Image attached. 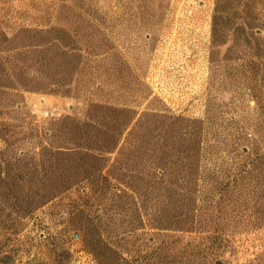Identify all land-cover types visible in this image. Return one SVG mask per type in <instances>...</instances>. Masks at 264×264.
Masks as SVG:
<instances>
[{
  "label": "rangeland",
  "instance_id": "374dc122",
  "mask_svg": "<svg viewBox=\"0 0 264 264\" xmlns=\"http://www.w3.org/2000/svg\"><path fill=\"white\" fill-rule=\"evenodd\" d=\"M94 119L117 148L92 139L88 160L121 189L100 194L82 174L25 217L22 151ZM191 136L204 146L193 165L213 187L261 171L250 191L216 190L210 206L201 180L185 230L152 225L167 198H135L133 184L186 166ZM0 163V264H101L85 243L86 213L111 225L120 264H183L180 245L198 240L223 264H264V0H0ZM173 238L175 249L161 248Z\"/></svg>",
  "mask_w": 264,
  "mask_h": 264
},
{
  "label": "trees",
  "instance_id": "16d2710c",
  "mask_svg": "<svg viewBox=\"0 0 264 264\" xmlns=\"http://www.w3.org/2000/svg\"><path fill=\"white\" fill-rule=\"evenodd\" d=\"M104 126L105 123L101 119H94L93 123L78 122L75 126L64 123L60 128L56 127L50 131V134L47 135L48 144L42 145L40 151H32L31 154L28 150L22 151L20 161L23 164L19 170V177L23 181V190H25L22 194L24 200L22 211L25 217L52 199L57 192L71 188V185H62V182L63 184L70 182L71 179L82 174L84 175L83 178L93 177L94 185H96L95 191L100 194H106L109 189H121L120 181L118 183L110 182L109 174H103L104 167L95 165V163L88 160L89 151L95 149L90 142L92 139L96 140L98 148H104L105 151L114 152L117 148L116 144L114 145L116 137L111 132L112 128L109 126L104 128ZM138 127L140 129L144 128L142 125ZM195 128L198 129L197 132L201 133L203 126L201 124ZM60 138L67 140L74 138L77 140V146L57 147L54 144ZM83 138L86 141L82 142ZM202 144V141L195 140L193 136L185 138L184 145L187 152L186 160H184L187 163L186 166L177 169H171V167H168V169L161 168L155 172L158 177L151 174L152 176H149L150 181H146L141 177L140 180L143 181L133 184V196L135 198L142 197L143 200H149L157 195H165L167 198V205L171 210L164 215L154 214L150 217V224H160L165 228L176 225L185 230L194 219V209L199 196L198 191L200 189L198 187L201 180L204 179L205 184L204 202L210 206L214 202L213 195L216 190H220L223 196L243 194L245 190L250 189L249 180L255 177V171H261L258 165L254 168H244L234 175L233 181L213 187V183L211 184L210 181L211 175L200 171L193 165L202 156L204 149ZM242 146L244 147L243 144L237 143L234 150L239 151ZM75 155L79 156L76 157ZM10 167L12 168V166ZM5 168L7 167L0 163V171L3 172ZM109 170H111V167ZM152 177L154 178L152 179ZM57 178L62 180L59 184L55 180ZM160 181L166 182V185L158 187ZM85 190L86 188L83 187V192ZM174 209H180V213H172L171 211ZM81 218L85 219L83 222L84 228L89 231L85 243L99 262L101 264H120L117 235L106 232L112 231L111 225L104 220L95 221L88 213L83 214ZM140 222L145 224L143 219ZM176 239L164 240L161 248L175 249L178 243ZM180 246L179 259L183 264H217V261L221 260L215 250L204 247L200 240L188 241ZM170 263L168 261V264Z\"/></svg>",
  "mask_w": 264,
  "mask_h": 264
},
{
  "label": "built area",
  "instance_id": "2783aa9c",
  "mask_svg": "<svg viewBox=\"0 0 264 264\" xmlns=\"http://www.w3.org/2000/svg\"><path fill=\"white\" fill-rule=\"evenodd\" d=\"M48 115H49V112H46V113H45V116H48ZM74 237H75V238H78V237H79V234H78V233H74Z\"/></svg>",
  "mask_w": 264,
  "mask_h": 264
},
{
  "label": "water",
  "instance_id": "95a60500",
  "mask_svg": "<svg viewBox=\"0 0 264 264\" xmlns=\"http://www.w3.org/2000/svg\"><path fill=\"white\" fill-rule=\"evenodd\" d=\"M217 264H222V260H218L217 261Z\"/></svg>",
  "mask_w": 264,
  "mask_h": 264
}]
</instances>
